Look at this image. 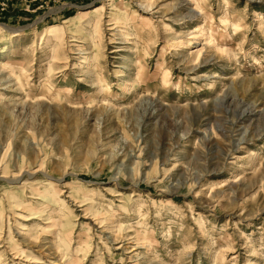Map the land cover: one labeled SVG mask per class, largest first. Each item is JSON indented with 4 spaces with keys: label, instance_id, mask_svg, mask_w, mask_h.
<instances>
[{
    "label": "rangeland",
    "instance_id": "rangeland-1",
    "mask_svg": "<svg viewBox=\"0 0 264 264\" xmlns=\"http://www.w3.org/2000/svg\"><path fill=\"white\" fill-rule=\"evenodd\" d=\"M0 264H264V0H0Z\"/></svg>",
    "mask_w": 264,
    "mask_h": 264
},
{
    "label": "bare ground",
    "instance_id": "bare-ground-1",
    "mask_svg": "<svg viewBox=\"0 0 264 264\" xmlns=\"http://www.w3.org/2000/svg\"><path fill=\"white\" fill-rule=\"evenodd\" d=\"M13 180H14V179H13ZM15 180H16V179H15ZM15 180H14V181H15ZM18 181H19V180H18ZM9 182H10V181H9ZM16 182H17V180H16ZM13 193L15 194L16 192H13ZM23 193H24V191H23ZM11 197H13V196H11ZM16 197H17V196H16ZM10 199H11V198H10ZM11 201H12V200H11Z\"/></svg>",
    "mask_w": 264,
    "mask_h": 264
}]
</instances>
